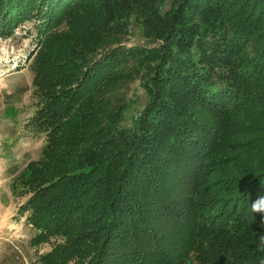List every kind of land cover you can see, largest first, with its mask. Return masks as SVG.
<instances>
[{
    "label": "trees",
    "instance_id": "obj_1",
    "mask_svg": "<svg viewBox=\"0 0 264 264\" xmlns=\"http://www.w3.org/2000/svg\"><path fill=\"white\" fill-rule=\"evenodd\" d=\"M162 1L0 0V37L39 33L46 144L12 184L36 264H264V0Z\"/></svg>",
    "mask_w": 264,
    "mask_h": 264
},
{
    "label": "rangeland",
    "instance_id": "obj_2",
    "mask_svg": "<svg viewBox=\"0 0 264 264\" xmlns=\"http://www.w3.org/2000/svg\"><path fill=\"white\" fill-rule=\"evenodd\" d=\"M159 7L166 11L169 4ZM132 23L126 26L123 45H147ZM38 36L35 22L26 21L12 36L0 37V264H36L40 254L49 250L31 244L35 232L19 214L26 199L15 198L12 192L15 178L30 162L40 159L46 144V135L34 132L30 122L38 101L30 67L39 49ZM126 93L129 104L121 126L134 129L147 96L139 80L128 85Z\"/></svg>",
    "mask_w": 264,
    "mask_h": 264
},
{
    "label": "clouds",
    "instance_id": "obj_3",
    "mask_svg": "<svg viewBox=\"0 0 264 264\" xmlns=\"http://www.w3.org/2000/svg\"><path fill=\"white\" fill-rule=\"evenodd\" d=\"M252 210L254 212H264V197H259L252 205ZM264 246V243H262Z\"/></svg>",
    "mask_w": 264,
    "mask_h": 264
}]
</instances>
